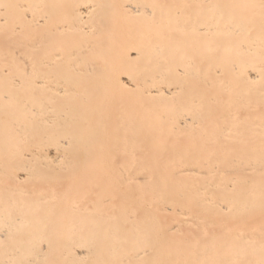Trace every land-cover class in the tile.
<instances>
[{
  "label": "bare ground",
  "instance_id": "bare-ground-1",
  "mask_svg": "<svg viewBox=\"0 0 264 264\" xmlns=\"http://www.w3.org/2000/svg\"><path fill=\"white\" fill-rule=\"evenodd\" d=\"M0 264H264V0H0Z\"/></svg>",
  "mask_w": 264,
  "mask_h": 264
}]
</instances>
